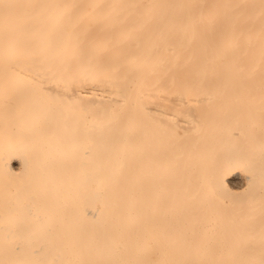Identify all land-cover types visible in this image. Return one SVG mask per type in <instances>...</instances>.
I'll list each match as a JSON object with an SVG mask.
<instances>
[{"label":"bare ground","instance_id":"1","mask_svg":"<svg viewBox=\"0 0 264 264\" xmlns=\"http://www.w3.org/2000/svg\"><path fill=\"white\" fill-rule=\"evenodd\" d=\"M0 264H264V0H0Z\"/></svg>","mask_w":264,"mask_h":264}]
</instances>
